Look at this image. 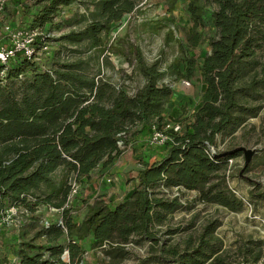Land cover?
Instances as JSON below:
<instances>
[{"label": "trees", "instance_id": "trees-1", "mask_svg": "<svg viewBox=\"0 0 264 264\" xmlns=\"http://www.w3.org/2000/svg\"><path fill=\"white\" fill-rule=\"evenodd\" d=\"M73 1L37 0L40 6L29 27L44 30L60 6ZM188 1L194 31L187 37V47L194 49L207 40L211 48L198 65L206 84L201 105L193 118L179 121L182 133H171L172 140L163 146L164 156L142 162L129 198L115 204L97 200L81 222L70 214L73 184H85L101 164L108 166L118 159L123 154L119 142L128 144V136L151 135L153 125L161 126L173 89L158 84L161 73L156 64H146L140 48H135V58L146 83L134 95L92 75L81 61L53 60L45 66L48 59L35 62L19 55L6 66V75L0 76V213L20 206L33 212L43 205L63 214L61 224L50 223L37 231L36 236L45 237L48 246H23L18 264H68L62 258L65 249L69 264L81 263L80 241L90 234L96 246L110 243L113 250L109 254L117 252L123 257L128 252L122 245L132 237L162 243L155 226L183 206L178 196H166L168 188L195 189L203 200L242 209L243 202L227 188L220 173L233 155L219 157L224 151L213 154L212 149L217 146V135L256 116L261 108L248 102L264 99V0ZM208 4L217 8L207 19L203 9ZM135 6V0H98L92 22L62 39L78 42L88 38L98 46L101 34L107 35ZM208 24L215 35L206 37ZM44 37L48 42L52 38ZM197 64L196 58L189 57L188 78L195 75ZM58 172L63 176L59 180ZM210 242L201 236L191 250H174L175 257L164 260L206 264L220 250ZM42 250L49 252L47 257ZM7 261L9 254L0 248V264ZM211 264L225 263L216 258Z\"/></svg>", "mask_w": 264, "mask_h": 264}, {"label": "rangeland", "instance_id": "rangeland-1", "mask_svg": "<svg viewBox=\"0 0 264 264\" xmlns=\"http://www.w3.org/2000/svg\"><path fill=\"white\" fill-rule=\"evenodd\" d=\"M135 1L133 11L126 13L115 23L107 35L101 34L102 41L98 46H94V42L88 38L78 42L62 39L69 31L82 30L92 22L95 2L98 0H74L68 5L60 6L53 22H48L44 27L45 33L52 38L51 55L42 56V60L48 59L43 65L51 66L53 60L81 61L92 75L108 79L134 95L146 83V78L137 68L135 58V48H140L146 64H156L161 73L158 84L169 85L173 89V95L166 104V117L187 121L193 118L201 105V95L206 84L200 79L198 65L211 48L207 45V40L194 49L187 47V37L194 31L188 12V0ZM5 3V9L0 14V28L5 37L4 30L7 26H31L32 14L40 6L37 0H5ZM216 8L215 4L206 5L203 9L204 17L208 19ZM214 33V28L208 24L204 35L209 37ZM191 56L197 59L198 64L194 67L195 75L188 78L187 60ZM31 73L28 69L27 74ZM248 105H260L261 108L256 116L247 117L236 128L217 135L215 147V150L221 152L240 146L255 151L249 166H245L244 154L240 152L229 158L220 172L227 188L243 202L242 209L231 210L219 203L203 200L195 189L168 188L165 190L166 196H178L183 206L168 213L166 220L155 226L162 243L152 244L149 240L132 237L129 243L122 245L128 252L123 257L117 256V252L109 254L108 251L113 250L110 243L96 246L94 237L90 234L80 241L84 253L82 262L78 264H169L164 259H173L174 250L179 253L187 247L191 250L198 244L201 236L209 238L220 247L206 264L214 263L216 258L225 264H243L246 261L262 264L264 99L249 101ZM172 114L175 117L169 116ZM137 129L138 127L133 128ZM128 140V144L122 141L119 143L123 154L108 166L101 164L92 177L79 186L77 194L70 198V214L76 222H81L86 217L90 206L97 200L115 204L123 197L129 198L142 162L165 155L163 146L150 142L149 132L137 133L134 138L130 135ZM57 174L58 180L63 177L62 172ZM217 181L218 179L215 180ZM15 209V221L4 224L0 229V248L9 254V261L4 264H18V254L23 246L33 245L37 249L48 246L45 237L36 236L37 231L50 223L61 224L63 219L62 210L43 205L36 207L33 212L21 206ZM43 252L47 257L49 252Z\"/></svg>", "mask_w": 264, "mask_h": 264}, {"label": "built area", "instance_id": "built-area-1", "mask_svg": "<svg viewBox=\"0 0 264 264\" xmlns=\"http://www.w3.org/2000/svg\"><path fill=\"white\" fill-rule=\"evenodd\" d=\"M5 0H0V14L5 9ZM3 31L0 28V76L6 75V66L19 55H23L27 59L35 62H41L43 55L51 53V45L44 36L46 33L40 27H21L10 28L5 27ZM183 123L177 120L165 118L161 126L153 125L151 128L150 142L158 146H165V144L172 140L171 133H182ZM120 143V142H119ZM120 145V144H119ZM213 148V147H212ZM217 150L212 149L215 154ZM110 181V179H109ZM79 185L73 184L72 194L70 198L77 194ZM16 215L15 207H10L3 211L0 216V229L4 224L13 223ZM67 257V259H66ZM66 263H69V251L65 250L62 256Z\"/></svg>", "mask_w": 264, "mask_h": 264}, {"label": "water", "instance_id": "water-1", "mask_svg": "<svg viewBox=\"0 0 264 264\" xmlns=\"http://www.w3.org/2000/svg\"><path fill=\"white\" fill-rule=\"evenodd\" d=\"M239 152H242L244 154V157H245V166H249L252 158H253V155L255 153L254 150L252 149H247L246 147L244 146H240V147H237V148H234L232 150H228V151H224L222 152L219 157H226V156H232V155H235Z\"/></svg>", "mask_w": 264, "mask_h": 264}, {"label": "crops", "instance_id": "crops-1", "mask_svg": "<svg viewBox=\"0 0 264 264\" xmlns=\"http://www.w3.org/2000/svg\"><path fill=\"white\" fill-rule=\"evenodd\" d=\"M169 116H171V117H175L173 114L172 115H169ZM138 140H140L141 141V139H138ZM160 157H162V156H160ZM160 157H158L157 159H159ZM156 158H152L151 159V161H155V160H157ZM134 183V182H133ZM134 186H135V183H134ZM134 186L131 188V190L134 188ZM126 198V197H125ZM124 199V197L121 199V201ZM12 256H10V258H11Z\"/></svg>", "mask_w": 264, "mask_h": 264}]
</instances>
